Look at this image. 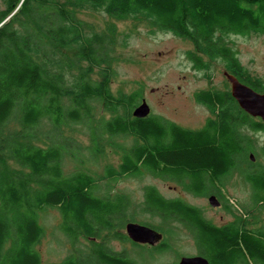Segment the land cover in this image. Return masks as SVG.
<instances>
[{"label":"trees","instance_id":"1","mask_svg":"<svg viewBox=\"0 0 264 264\" xmlns=\"http://www.w3.org/2000/svg\"><path fill=\"white\" fill-rule=\"evenodd\" d=\"M4 4L0 6V264H141L126 251L108 247L103 235L136 222L127 217L129 196L97 194L96 179L88 172L63 173L70 143L60 136L62 125L87 116L92 101L113 114L104 123L106 133L137 138L118 168L106 169L107 178L146 171L177 181L195 195L220 196L226 177L238 170L252 187L253 202L264 208V166L251 169L253 148L244 133L245 128L264 131V121L245 112L231 91L219 89L196 93L213 114L201 128H185L151 113L135 117L132 111L142 98L140 91L117 97L109 87L115 72L114 35L97 31L79 16L88 7H103L118 18L146 15L152 26L193 43L188 57L197 69L207 68L206 58H221L229 73L264 92L263 84L243 70L237 53L224 41L228 34L264 33V0H4ZM93 73L103 79L95 81ZM44 119L54 137L39 130ZM47 138L52 144L44 142ZM100 152L99 147L94 150ZM7 160L22 169L12 168ZM145 206L147 212L188 227L200 255L211 264H264V228L250 229L241 217L216 225L201 208L181 198H166L154 186L145 188ZM44 208L60 211L61 228L72 243L83 235L91 239V246L60 262L43 263L36 246L45 233L38 217ZM166 248L163 243L158 246L159 251Z\"/></svg>","mask_w":264,"mask_h":264},{"label":"rangeland","instance_id":"2","mask_svg":"<svg viewBox=\"0 0 264 264\" xmlns=\"http://www.w3.org/2000/svg\"><path fill=\"white\" fill-rule=\"evenodd\" d=\"M0 6L5 7L4 0H0ZM79 16L97 31L109 35L112 33L115 37V40L112 39L115 47L112 68L115 72L109 77V87L114 96L140 91L142 98L136 105L145 98L151 114L185 128L198 129L213 114L209 107L196 99V93L208 89L231 91V85L223 74L226 70L223 59L206 58L207 68L197 69L188 57V52L194 48L193 43L172 31L152 26L151 18L146 15L118 18L103 7H88L80 10ZM224 41L237 53L243 70L264 86V33L228 34ZM90 76L95 81L103 79L97 73ZM90 105L87 116L62 125L60 136L66 137L70 143L62 161L64 175L85 171L95 177L97 194L111 197L117 193L127 194L131 199L127 217L138 223L156 225L164 235L158 244L136 246L128 237L125 226L110 235L103 233L108 247L115 251H126L141 264H177L182 256L200 254L193 233L182 222L164 220L145 210L147 186L156 187L166 198H181L201 208L204 216L216 225H224L241 217L245 220L242 221L244 226L250 229L264 228V208L253 202L252 187L238 170L226 177L222 194L219 196L215 193L221 201L217 207L209 203L210 194L195 195L177 181L157 177L146 171L139 176H119L116 180L107 178L106 169L109 166L118 168L123 154L137 142V138L134 135L111 136L106 133L104 123L113 114L98 101H92ZM39 130L47 137L55 135L50 122L45 119L39 125ZM244 133L251 139L253 148L250 153L255 164L251 169L264 166V131L245 128ZM44 142L52 144L49 138L44 139ZM97 147L102 151L99 155L94 154ZM7 163L12 168L22 169L13 160H7ZM38 217L45 230L36 246L43 263L60 262L70 254H77L91 246V239L83 235L72 243L61 228L63 217L58 209H41ZM161 243L167 245L163 251L158 250Z\"/></svg>","mask_w":264,"mask_h":264},{"label":"water","instance_id":"3","mask_svg":"<svg viewBox=\"0 0 264 264\" xmlns=\"http://www.w3.org/2000/svg\"><path fill=\"white\" fill-rule=\"evenodd\" d=\"M223 74L231 85V94L236 99L239 106L253 117H259L264 120V92H258L249 85L241 82L235 75L224 70ZM151 113V109L146 99L135 108L133 115L143 118ZM251 159L254 157L251 154ZM209 203L214 206H220V201L216 195L209 196ZM128 237L139 244L155 245L162 239L163 235L156 229L138 222H128L126 224ZM177 264H211L207 257L203 255L182 256Z\"/></svg>","mask_w":264,"mask_h":264},{"label":"flooded vegetation","instance_id":"4","mask_svg":"<svg viewBox=\"0 0 264 264\" xmlns=\"http://www.w3.org/2000/svg\"><path fill=\"white\" fill-rule=\"evenodd\" d=\"M220 203H221V201H220ZM221 205V204H220ZM157 231H159L158 229H156ZM159 232H161V231H159ZM162 233V232H161ZM162 235H163V233H162ZM163 237H164V235H163ZM139 244V243H138ZM142 245V244H141Z\"/></svg>","mask_w":264,"mask_h":264},{"label":"bare ground","instance_id":"5","mask_svg":"<svg viewBox=\"0 0 264 264\" xmlns=\"http://www.w3.org/2000/svg\"><path fill=\"white\" fill-rule=\"evenodd\" d=\"M174 233V232H173Z\"/></svg>","mask_w":264,"mask_h":264}]
</instances>
